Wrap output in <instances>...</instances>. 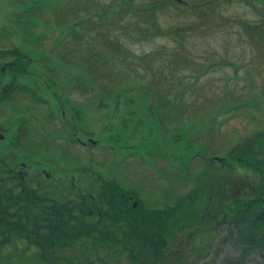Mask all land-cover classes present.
<instances>
[{
    "label": "trees",
    "instance_id": "obj_1",
    "mask_svg": "<svg viewBox=\"0 0 264 264\" xmlns=\"http://www.w3.org/2000/svg\"><path fill=\"white\" fill-rule=\"evenodd\" d=\"M11 1L15 4L14 13L23 12V15L16 19L23 21V29L27 34L25 37L30 39L27 33L30 32L33 34L31 40L35 43H39L41 39L47 41L50 36L44 33L37 34L31 22L37 19L38 15L40 20L43 18V21L47 20L48 23H51L52 18L60 23L58 27L62 30L55 37L54 54L51 56L54 61H86L88 68L85 67L87 68L85 72L86 76L88 74V79L84 73L80 78L83 82L87 81L86 88L90 91H99L100 96L107 93L104 95L109 96V93L112 94L114 91L117 94L137 90L140 97L149 99V94H154L157 103L162 106L159 110V106L155 104L159 123L170 135L179 134V130L170 131L169 124L181 122L186 115L190 121L192 118L206 114L207 111L195 109L196 105L193 102L182 107L170 106L167 109L163 107L169 105L174 97L181 100L186 98L187 94L184 91L193 88L201 90L198 85L201 74L215 70L229 73L226 67H234L233 71L230 70L232 76L241 73L245 76L250 75V72L245 70L246 64L243 63V71L241 61H235L234 57L257 61L262 67L257 69L255 74L264 72V64L260 62L264 61V0H259L263 4L261 8L254 3V0H56L57 2L54 3L45 0ZM237 2H244L251 7L258 14V19L252 21L226 15L228 8ZM48 6L52 7V11L48 10ZM164 6L177 10L184 8L186 12L183 15L189 22L172 27L163 26L159 19L160 11ZM18 7L20 9L16 10ZM37 11L38 15H36ZM14 13L12 19L15 21ZM234 25L241 29L235 39L237 41L235 45L241 48L239 52L235 50L233 55L228 56L227 52L221 53L216 50L217 52L202 57L206 61L203 64L195 61L201 56L196 58V54H193L195 57H191V52L187 50L189 45L187 48L184 41L200 35L210 36L206 31L213 32L211 35L227 33L228 36V28ZM130 34H136L141 41L168 36L181 44L166 48L158 55L137 54L127 45L120 44V39ZM116 52H119V55ZM23 56L26 58L24 61H32L27 54L23 53ZM44 56L48 57L45 54ZM39 58L41 59V56ZM160 59H163V62H149ZM112 61H123V64L118 66L117 62ZM129 61H139L147 69L150 68V72L145 71L143 76L147 79L142 84L133 83L130 78L125 77V74L128 75L126 69L132 65ZM154 64H157L158 70ZM182 66H186L188 70L186 84L180 82L183 79L180 76L183 72L179 71ZM252 84L253 82H250V85ZM179 89L183 91L185 97L182 95L177 97L178 94H175L174 90ZM194 91L197 92L195 89ZM133 95L124 94L128 98L129 105L134 100ZM187 98L190 102L193 100L189 96ZM257 104L258 102L254 100L252 106L256 107ZM222 120L226 122L227 118ZM210 122L211 128L204 137L195 136L189 139L191 144L202 138L205 140L201 148L194 146L196 150L192 151L189 157L191 163L198 158L204 162V165L207 161L206 157L211 156L208 154L217 152L216 146L222 148L227 144L225 137L220 135L221 122L215 121L214 116ZM157 131L162 134L160 127ZM248 146H251L250 150L256 153V162L264 163V137L258 134L248 142ZM198 168L199 166H196L193 171ZM256 168L258 171H264ZM188 178L191 183L189 175ZM109 180L110 178L107 177V181L102 182L103 189L94 200L97 204L106 207L103 223H88L84 219L86 218L84 212L87 210L80 205L78 195L71 191L58 194L57 199H47L49 204L55 202L54 207L50 206L47 210L40 211L36 207L37 194L36 196L32 194V191L37 193L34 182L29 185L32 191L23 193V198H21L22 193L13 189L10 192L8 187L3 192V185L0 184V264L12 262L13 264H102L105 262L103 258L106 260L118 258L120 264H132L134 260L137 261L132 256L139 257V264H142L141 258L145 264L150 261H154L152 264H157L158 261V264H165L168 259H174L173 262L176 263V256L168 257L166 248L170 244L169 234L172 235L173 244L179 234L177 226L175 227L180 221L177 211H172L168 215L162 206L150 204L151 206L147 208L145 205L144 208L141 202L135 209L126 200H123L121 205L122 199L113 191L115 184ZM90 202L94 203L93 199ZM4 210L10 211L12 215L5 214L2 212ZM26 210H31V214L27 212L31 218L25 215ZM116 212L123 213L121 222L118 221L119 215ZM62 229L67 233V237L63 239L55 235L63 232ZM199 234L203 236L201 232ZM195 243L194 238L189 240L187 249L191 250ZM211 244L207 245L203 240L201 252L205 254L212 250ZM42 247L45 249L41 251ZM6 248L16 256L4 252ZM133 248L137 249L135 255ZM31 249L33 250L30 253Z\"/></svg>",
    "mask_w": 264,
    "mask_h": 264
},
{
    "label": "rangeland",
    "instance_id": "obj_2",
    "mask_svg": "<svg viewBox=\"0 0 264 264\" xmlns=\"http://www.w3.org/2000/svg\"><path fill=\"white\" fill-rule=\"evenodd\" d=\"M45 1L57 2L56 0ZM25 2L26 1H23V3ZM13 3L14 2L11 0H0V41H2L3 45H6L7 41H13L11 46L12 49L9 48L7 50L19 51L22 49L21 51L27 54L29 59H32V61H24L26 58L19 55L9 60L18 61V65L23 63V70L25 71V73H23V83H29V86L39 93V97L36 99L32 95L38 94L26 91L23 93V139H26L23 141V153L16 150L18 147L15 146L14 143L12 144L15 149L14 151L18 154L17 157L25 163H28V168L25 171L26 175H38V172L40 174L41 169L39 168V164H43L46 165V168L51 172L52 178L51 181L49 180L50 182H55L59 186L74 182L83 188L87 185L94 187L92 191H95L97 190L96 187L99 186L96 181V176L98 174L102 173V175L108 178L118 179L117 161H119L123 164L122 168L119 169L123 185L137 192L136 196L140 200L142 198L141 202L144 203L143 207L146 208L145 205L147 204V208L152 204L163 207L164 204L168 202L164 200V192L167 190V186H169L170 183H176L175 181L179 179L177 175L179 170L184 172L182 171L181 159L187 161L189 157H191V152L196 150L194 146L197 145L201 148L202 143H205L203 138L201 140H196L197 142L192 144L189 142V139L195 136H199L200 138L204 137L211 128L210 119H212L213 116L215 121L221 122L220 135H223L227 141L224 147H229V144H235V146L239 145V143L248 144V142L256 138L258 134L264 137V135H262V133L264 134V72L262 74H255L257 69L262 67L261 65L259 66L257 61H253L252 59L249 60V58L240 59L233 56L235 61H241L243 71V63L246 64L245 70L250 72L248 76H245L243 73L232 76L230 70L233 71L235 69L234 67H226L229 73L215 70L201 74L198 81L201 90L193 88L189 91H184L187 96L193 98L191 102L181 89L174 90L175 94H178L177 97L186 96V98L181 100L180 98L174 97L175 99H173L169 105L163 106L164 108L167 109L170 106L182 107L185 104L193 102L196 105L195 109L198 108V111H207L204 116H197L190 121L186 115L181 122L169 124L168 129L170 131L177 129L180 125L182 127L178 132L179 134H176L178 138L174 139L169 133L165 132L162 124L159 123L155 104L159 106V110L162 106L157 103L154 94H149V99L140 97V93L136 92L137 90H133V92H123L125 95L129 94V96L134 94L132 96L134 100L131 101L130 105L127 102L128 98L124 96L123 93L116 94V91L112 94L109 93V96L104 95L107 93L100 96L99 91H91V93L77 91L72 93L70 97L67 96L68 90H71L73 85L76 84L75 80H79L83 73L86 74L85 70L88 68L85 64L86 61H74L73 63L65 61H59L58 63L54 61L51 55L54 54L55 37L62 30L58 27L60 23L54 18H52L51 23H48L47 20L43 21V18L40 20L37 11L36 15H38V17L31 23L35 26L38 35L44 33V35L50 36L47 41H41L43 40L41 39L39 43H35L34 40H31L33 34L30 32H27L30 39L25 37L27 34L25 33V29H23V21H18L16 19L22 16L23 12L18 11L14 13L15 4ZM254 3L260 8L263 7L262 2L259 0H254ZM19 9L20 7L16 10ZM48 10L52 11V7L48 6ZM34 12L36 13V10ZM185 12L186 10H184V8L177 10L173 7L164 6L160 11L159 21L165 27H172L179 24L185 25L189 22L185 15H183ZM13 13L16 22L12 19ZM227 14L233 18L240 17L245 20L253 21L258 19V14L244 2H237L229 7L226 11V15ZM228 31V36L227 33H215L211 35L213 32L206 31L210 36L200 35L198 37H192L191 40H186L184 43L187 45V48L189 45L187 50L191 52V57H195L193 54H196V58L201 56L195 59V61L203 64L206 61L202 57L212 54L216 50H219L221 53L227 52L228 56L233 55L235 50L237 52L241 50L238 45H235L237 44L235 39L238 37V32L241 31V29L234 25L228 28ZM120 44L127 45L137 54L154 53L158 55L165 51L166 48L177 46L181 44V42H176L173 38L168 36H158L141 41L136 34H130L129 36L123 37L122 40L120 39ZM9 45L11 44L9 43ZM118 53L119 52H116L117 55H119ZM44 54L48 57H45ZM39 56H41V59H38ZM112 62H117L118 66L123 64V61ZM129 62H131L132 65L127 69L126 67L124 68L128 70V72H126L128 75L125 74V77L130 78L133 83L142 84L145 82L147 77L143 75L145 71L150 72V68L147 69L140 64L139 61ZM149 62H163V59ZM260 62L264 64V61ZM56 63L60 65L62 71L59 70V72L56 69V74H51L53 70L52 67L55 66ZM154 66L157 69V64H154ZM179 71L183 72V74H180V76L183 77L180 82L186 84L188 73L186 66L180 67ZM14 73L15 71L10 70L6 74L7 76H14ZM250 82H253V84L250 85ZM89 83H91V79H89ZM23 87L28 89L26 85ZM194 89L197 92H195ZM254 94H256V96H254ZM89 97H92V101H89ZM254 100L258 102L256 107L252 106ZM73 102L79 105H87L88 107H81L80 112H78L76 110L79 109L73 108ZM53 109L57 112L56 116L59 119L61 118L62 111H66L64 118H61L63 121H61V124H63L64 134L68 135V132L72 130L76 132L77 136L83 138V135L87 136L86 133H90L92 138L99 140L97 145L90 146L88 149H83L80 152L81 154L86 153L85 155L90 154V160L88 161L87 158L86 163H90L87 165H90L91 175L81 174L79 169L69 171L71 167L77 168L78 163L75 162L73 164L68 162V160L65 161V156H63L60 151H57V148H49L51 146V141L49 140L51 139L50 132L55 130L57 126H55L54 122H51L49 126L43 120H40V124H36L35 118L37 114L38 116H42L48 114V112L52 113ZM12 110L14 114L18 112L15 109ZM50 118L52 119V117ZM223 118H227V121L223 122ZM39 127L41 128L38 129ZM159 127L162 130V134L157 131ZM19 129L20 126L16 125L13 127L11 133ZM39 133L49 138L43 140L48 146L44 148V152H41V145L38 147L34 143L36 134ZM5 146L6 145L1 144L0 150L5 148ZM216 147L217 150H223L224 148ZM26 150H29L30 158L26 156ZM84 150L86 152H84ZM222 150L219 151L222 152ZM1 151L0 167H3L5 163V154H8L9 151L5 149ZM208 152L210 153V151ZM11 153H13L12 150ZM213 154L215 153L211 152L208 155ZM54 156L58 157V161L55 160L56 158H54ZM99 156L101 157L100 160L98 159ZM51 159L54 160L52 161ZM30 160L31 162H29ZM190 160L191 159L188 160L189 165L194 163L193 160V163H191ZM195 162L196 164L194 163L187 169L188 173L186 172L189 176H192L190 180L191 183H188L187 189L192 187L194 182L199 181L201 176L207 172H198L197 170L203 166L204 162H201L198 158H195ZM64 164H67V167L64 166L63 168L62 165ZM196 166H199V168L190 173V170H194ZM169 176L173 177V179H170ZM40 180H43V178L41 177ZM182 182L185 184L186 180L182 178ZM142 191L145 195L142 194ZM32 194L36 196L37 193L32 191ZM161 198H163V200ZM27 212L31 214V210H26L25 215ZM27 215L31 218L29 214ZM61 231H63V229ZM55 235L61 236L62 239L67 237L65 231L57 234L55 233ZM32 250L33 249L29 252L31 253ZM4 252L13 254L8 248H6ZM220 252L223 251H215V257L213 259L216 258V260H218L219 255L217 254ZM226 254L227 252H225V255ZM86 255L85 253V256ZM202 256V260L204 259V262L207 261V256L209 255L202 254ZM17 257L19 258L18 255ZM224 259L225 257H221V260ZM103 261L105 262L102 264L121 263L118 258L107 260L103 258ZM204 262L202 263L205 264ZM13 263L14 262L9 264ZM181 264L198 263L195 256L188 254Z\"/></svg>",
    "mask_w": 264,
    "mask_h": 264
},
{
    "label": "flooded vegetation",
    "instance_id": "obj_3",
    "mask_svg": "<svg viewBox=\"0 0 264 264\" xmlns=\"http://www.w3.org/2000/svg\"><path fill=\"white\" fill-rule=\"evenodd\" d=\"M12 44L13 41L11 40L7 41L6 45L0 42V145H6L1 150L5 149L9 151L8 154H5L4 166L0 167V184L3 185V192L8 187L10 192L13 189L22 193L21 198H23V193H28L29 190L32 191L30 189L32 187L29 185L34 182L36 184L35 190L37 191L36 207L42 211L47 210L50 206L54 207L55 202L49 204L48 200L57 199L58 194L71 191V193L78 195L80 205H83V208L87 210V214L84 212L86 215L84 219L88 223H103L102 218L104 216L103 214H106V207L94 201L96 195L103 189L102 182L107 181V177L102 175V173L96 176V181L99 186L96 187L97 190L95 191H92L94 187H90L89 185H85L86 187L83 188L74 182L71 184L65 183L64 186L50 182L52 178L51 172L43 164H39V168L41 169L40 174L38 172V175H26L25 171L28 168V163H25L17 157L18 154L14 151L15 149L12 144L14 143L18 147L16 150L23 153V141L26 140L23 139V93L26 91L38 94L32 95L35 99L39 97V93L30 87L29 83H23V63L18 65V61L9 60L14 59V56H23L22 49L19 51L7 50L11 48ZM57 62L59 63V61ZM65 62L73 63L74 61ZM58 63L52 67L51 74H56V69L62 71ZM10 70L15 71L14 76H7L6 73ZM31 79L34 80L33 78ZM81 82H83L81 78L77 81L75 80L76 84L73 85L71 90H68L67 96L70 97L72 93L77 91L91 93L86 88V81L84 83ZM24 85L28 89L23 87ZM63 90L65 91L64 88ZM89 101H92V97H89ZM81 107L88 106L73 102V108L79 109L76 111L80 112ZM12 109L18 112L14 114ZM65 112L62 111L61 118H64ZM56 114L57 112L53 109L52 113L48 112V114L42 116L36 115V124H40V120L45 121L49 126L51 122H54L57 128L50 132V138L52 140L46 138L41 133L36 134L35 145L38 147L41 145V152H44V148L48 146L43 140L49 139L51 141L49 148H57V151H60L65 156V161L68 160V162L73 164L75 162L78 163L77 168L71 167L69 171L79 169L81 174H90V165H87L90 163H86L87 158L88 161L90 160V154L85 155L86 153L81 154L80 152L83 149H88L90 146L97 145L99 140L92 138L90 133H86L87 136L83 135V138L77 136L76 132L72 130L68 132L69 136L64 134L63 124H61L62 120L61 118H57ZM16 125L20 126V129L11 133L13 127ZM181 128L180 125L175 130H180ZM170 136L174 139L178 138L176 134ZM250 148L251 146L249 147L248 144H239L237 146L230 144L229 147H224L222 152L219 149L215 154L206 157L207 161L197 171L207 172L201 176L199 181H195L197 184H193L189 189H187V185L190 183L187 174V169L189 168L188 163L181 159L182 171L184 172L179 170L177 172L179 179L175 181L176 185L170 183L164 192V200L168 202L164 204L163 209L166 210L168 215L172 211H177L180 219L179 225H175V227L177 226V232H179L175 238V243L173 244L171 242L172 235L169 234L170 244L166 248L168 257L170 255L176 256V263H174V259H168L165 264H181L188 254L195 256L198 264H203V253L200 249L203 240L206 241L207 245L212 243V250L205 253L209 255L207 256V261L204 262L205 264H264V171H258L256 168L264 169V163L256 162L257 155ZM1 150L0 160L2 156ZM11 150L13 153H11ZM84 152L86 151L84 150ZM25 153L30 158L29 150H26ZM127 156L130 157L129 155ZM54 158L58 161L57 156H54ZM98 159L100 160L101 157L99 156ZM51 160L53 161L54 159ZM62 166L63 168L64 166L67 167V164ZM122 166L123 164L117 161L118 179L110 178L115 184L113 191L122 199L121 205L123 200H126L127 203L137 209L142 198L140 200L136 196L137 192L135 190L123 185L119 172ZM191 172L194 171L191 170ZM41 177L43 180H40ZM169 178L173 179L170 176ZM182 178L186 180L185 184H183ZM190 178L192 179V176ZM142 194L145 195L143 191ZM91 199H93L94 203L90 202ZM2 212L9 216L12 215L10 211L4 210ZM116 214L119 215L118 221L121 222L123 213L116 212ZM98 216L100 218H95ZM111 221L113 222L114 220ZM200 232L203 236H200ZM193 238L196 243L189 250L187 249V243ZM42 250H44L43 247L41 248ZM136 251L137 249L133 248V255H135ZM215 251H223L217 254L219 255L218 260L216 258L213 259L215 257ZM225 252H227L226 255ZM132 257L137 260L136 262L134 260L132 264H139V257ZM221 257H225V259L221 260ZM141 261L142 264H145L143 258H141ZM152 263L154 261H150L147 264Z\"/></svg>",
    "mask_w": 264,
    "mask_h": 264
}]
</instances>
